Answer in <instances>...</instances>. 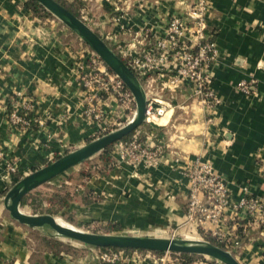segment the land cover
I'll list each match as a JSON object with an SVG mask.
<instances>
[{
    "label": "crops",
    "instance_id": "crops-1",
    "mask_svg": "<svg viewBox=\"0 0 264 264\" xmlns=\"http://www.w3.org/2000/svg\"><path fill=\"white\" fill-rule=\"evenodd\" d=\"M26 2L0 0V264H101L93 248L55 249L49 243L57 242L55 234L11 219L4 198L25 176L98 138L103 125L111 132L128 123L135 116V101L127 89L129 97L101 84L85 87L83 78L92 71L87 46L59 20L35 15ZM77 2L78 18L128 63L129 56L153 51L172 18L189 24L194 0ZM206 26L216 50L212 89L220 104L203 103L186 80L171 83V63L161 67L167 72L163 77L135 73L144 93L146 83H152L147 96H154L160 104L152 106L163 111L145 120L132 136L150 151L158 150L156 163L125 160L123 143L114 144L110 163L82 179L80 192L77 176L71 183L69 176L62 179L73 186L63 211L106 232L101 234L205 241L217 232L239 264H264V220L248 219L232 209L247 195L261 201L264 211V0H209ZM183 40L195 46L191 33ZM248 80L255 81L251 95L237 88ZM25 103L33 107L30 124L12 123V110L22 111ZM194 161L207 163L224 179L226 220L200 227L186 223L183 173ZM40 231L43 240L36 245L33 234ZM117 264L211 263L126 253Z\"/></svg>",
    "mask_w": 264,
    "mask_h": 264
},
{
    "label": "built area",
    "instance_id": "built-area-1",
    "mask_svg": "<svg viewBox=\"0 0 264 264\" xmlns=\"http://www.w3.org/2000/svg\"><path fill=\"white\" fill-rule=\"evenodd\" d=\"M208 2L209 0H194L189 11V24L182 22L179 18L169 20L164 30V38L155 41L153 51L145 52L140 57L129 56L128 67L134 74L147 75L157 72L158 76L163 77L167 72H163L161 67L171 63L173 65L170 71L172 76L169 79L171 83L176 84L186 80L191 84L194 94L203 103L217 106L220 104V99L212 89L216 50L214 43L207 39L205 33ZM185 33H191L194 36V47L183 40ZM88 62L92 71L89 77L83 78L85 87L91 89L94 83L101 84L107 89L118 92L120 96H130L121 80L105 67L103 61L94 52L89 50ZM146 84H148V90L145 92V120L149 121L151 118L160 116L163 111L152 106V103H159V101L152 95L147 96V92L152 91L153 88L151 82L148 81ZM237 88L245 95H251L255 90V81H241ZM32 108L31 104L25 103L22 111L13 109L9 116L10 121L23 126L29 125ZM87 113H93L91 107L88 108ZM121 155L123 159L130 162L136 163L143 160L144 164L151 165L158 159V150L150 151L145 144L132 140L122 145ZM2 158L4 154L0 152V159ZM7 169L12 173L15 170L12 164H8ZM183 175L188 186L186 223L192 227H200L204 223L217 224L226 220L229 200L224 179L216 174L210 165L198 161L192 162ZM232 209L235 212H242L248 219L264 220L263 205L261 201L253 197L244 195ZM215 237L221 242L226 241L220 233L216 232ZM97 255L101 264H117L124 259L125 253L121 250H98Z\"/></svg>",
    "mask_w": 264,
    "mask_h": 264
},
{
    "label": "water",
    "instance_id": "water-1",
    "mask_svg": "<svg viewBox=\"0 0 264 264\" xmlns=\"http://www.w3.org/2000/svg\"><path fill=\"white\" fill-rule=\"evenodd\" d=\"M46 11L56 17L70 30L75 32L80 39L103 61L106 67L124 84L134 98L135 116L123 126L113 130L99 138H96L83 147L66 153L46 166L32 172L19 180L6 194L4 198L5 209L11 219L29 228L46 227L57 235L77 241L85 246L97 249H121L140 250L158 253H172L177 255H196L210 257L221 264H239L234 256L220 247L206 241H190L166 238H151L137 236H123L113 234L88 233L78 229L61 226L57 220L49 214L30 215L20 209L22 198L36 189L48 183L53 178L66 170L75 167L104 151L109 146L121 141L145 122L146 99L145 93L139 81L131 69L123 60L84 22L71 14L67 9L55 0H35Z\"/></svg>",
    "mask_w": 264,
    "mask_h": 264
},
{
    "label": "rangeland",
    "instance_id": "rangeland-1",
    "mask_svg": "<svg viewBox=\"0 0 264 264\" xmlns=\"http://www.w3.org/2000/svg\"><path fill=\"white\" fill-rule=\"evenodd\" d=\"M65 1L72 3V1H69V0H65ZM69 7H72L71 9L76 10V8H75L76 3L73 2L72 4H70ZM48 14L50 16H52L54 19L58 20L56 17L51 15V13L48 12ZM69 31L72 32L78 39H80V37L75 32H73L70 29H69ZM80 40L84 43V41L82 39H80ZM87 48L89 49L90 52H93L88 46H87ZM105 67H106V65H105ZM110 129H109V127L103 125L99 129L97 137L99 138V137L109 133L108 131ZM112 146L113 145L108 147L109 152H110V148H112ZM102 153H103V151L93 155L92 157L83 161L79 165L72 167V168L66 170L65 172H63L62 174L58 175L57 177L53 178L48 183H45V184L37 187L36 189L32 190L31 192H29L28 193L29 194L28 195L29 196L28 202H30L31 204L34 205L35 210H33L27 206H23V207L21 206L20 207L21 211L23 213H25L24 212V209H25L26 213L30 214V215L49 214V215H52L57 220V223H59L60 225L65 226V227H69V228L78 229V230H81L84 232L96 233V234L106 233V232H103L102 230H100L99 227H97V226L90 227L88 225L85 226V225L80 224V221L78 218L76 221L75 219H73V217L70 215V213H68L66 210L63 211V209L66 208V206L58 208L57 206L51 207V205L48 204L50 199L56 198L55 194H60L62 200H66L68 198V195H69L68 188L72 189L73 186H71L69 184L61 183L62 179L65 178L66 176L70 177V180H68V181H70V183L72 182L71 179H73L74 176H77V192H80V188L78 187V185L82 179H86L88 177H93L103 170L104 163H103L102 158H101ZM48 212H50V213H48ZM76 222H77V224H76ZM75 225H77V228H75L76 227ZM46 230H49V232H51L52 234H55L54 236H56L55 238L58 242L56 244H58V246L53 245V247H55V249L56 248H62L63 250H66L67 252H77V250H79L80 248L83 250L84 247L91 248V249L93 248L94 250H98L97 248L85 246V245H83L77 241H74V240L65 238L63 236L57 235L51 229H46ZM40 232L41 233L33 234V242H35L36 245H37V241L40 240L42 242V240H43V238L41 237V236H43L42 235L43 231H40ZM113 235L137 236L135 234H126V233L125 234H113ZM137 237H139V236H137ZM142 237H146V236H142ZM151 238H155V237H151ZM156 238H158V237H156ZM169 239H171V238H169ZM173 239L187 240V241L189 240V239H184V238H173ZM129 251L130 252H128L127 254L139 253L142 255H149L150 257L151 256L155 257L156 259H158V258H169V257L180 258L179 257L180 255L172 254V253H158V252H148V251H140V250H129ZM204 260H207V262H209L211 264H221L220 262H218V261H216L210 257H202L201 256V257H196L195 259H193V261H198L200 263H204Z\"/></svg>",
    "mask_w": 264,
    "mask_h": 264
},
{
    "label": "trees",
    "instance_id": "trees-1",
    "mask_svg": "<svg viewBox=\"0 0 264 264\" xmlns=\"http://www.w3.org/2000/svg\"><path fill=\"white\" fill-rule=\"evenodd\" d=\"M57 1L60 5H62L65 9H67L71 14H73L74 16H76L78 18V9L80 7V4L77 2V0H72V3H76V10L74 9H71L72 7H69L70 4H72L71 2H67L65 0H55ZM26 7L28 9H30L35 15L37 16H47L49 15L48 12L46 10H44L42 8V6H40L35 0H27L26 2ZM74 8V7H73ZM123 62L128 66V63H126L124 60ZM126 88V87H125ZM132 136H133V132L130 133L129 135H127L126 137H124L121 141L117 142V143H128V142H131L132 141ZM116 144V143H115ZM114 145V144H113ZM60 157V156H59ZM58 158V157H57ZM101 158H102V161L104 163V166L106 167L108 165V163H110V157H109V148H106L102 155H101ZM29 194H26L22 200H21V203H20V206H27L33 210H35L34 208V205L31 204L30 202H28V196ZM56 198H52L49 200V205H51V207L53 206H57L58 208L60 207H64V206H67L68 203H69V195H68V198L66 200H62L61 198V195L60 194H55ZM50 213V212H48ZM205 241L212 244V245H215L217 247H220L226 251H228L230 248L229 247H226L224 242H220L218 239L216 238H210V237H206L205 238ZM49 243L51 244V246H58V244H56L57 242H53V241H49ZM100 251H114V250H121V249H113V248H108V249H98ZM123 251L125 254L130 252L129 250H121ZM181 259L185 260V261H191L193 259H195L196 257H201V256H196V255H186V254H182L179 256Z\"/></svg>",
    "mask_w": 264,
    "mask_h": 264
},
{
    "label": "bare ground",
    "instance_id": "bare-ground-1",
    "mask_svg": "<svg viewBox=\"0 0 264 264\" xmlns=\"http://www.w3.org/2000/svg\"><path fill=\"white\" fill-rule=\"evenodd\" d=\"M62 226V225H61ZM65 227V226H64Z\"/></svg>",
    "mask_w": 264,
    "mask_h": 264
}]
</instances>
